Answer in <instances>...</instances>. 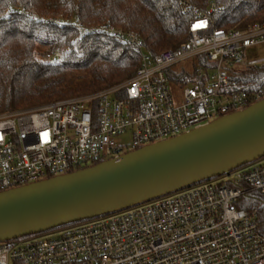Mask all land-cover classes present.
<instances>
[{
  "label": "built area",
  "instance_id": "2783aa9c",
  "mask_svg": "<svg viewBox=\"0 0 264 264\" xmlns=\"http://www.w3.org/2000/svg\"><path fill=\"white\" fill-rule=\"evenodd\" d=\"M177 3L191 17L189 41L155 56L140 37L111 23L79 27L80 40L97 33L135 46L140 66L123 84L0 114V193L93 167L264 100V87L231 91L237 69L264 63L246 59L248 49L264 44V24L227 32L192 0ZM200 57L212 67L196 65L194 80L178 84L170 70L185 61L195 65ZM184 71L194 75L195 66ZM172 83L182 88L180 102ZM225 177L231 185L203 182L64 227L57 237L1 242L0 264H264L257 213L238 207L249 193L264 197V158Z\"/></svg>",
  "mask_w": 264,
  "mask_h": 264
},
{
  "label": "trees",
  "instance_id": "16d2710c",
  "mask_svg": "<svg viewBox=\"0 0 264 264\" xmlns=\"http://www.w3.org/2000/svg\"><path fill=\"white\" fill-rule=\"evenodd\" d=\"M192 2L216 29L264 24V0ZM190 20L177 0H0V114L86 96L135 76L141 60L135 46L97 33L80 40L79 27L111 23L136 34L155 56L189 41ZM194 63V75L170 70L181 86L194 80L196 65L212 67L205 57ZM232 79V92L258 90L264 87V63L237 69ZM238 207L257 213L264 235V197L249 193Z\"/></svg>",
  "mask_w": 264,
  "mask_h": 264
},
{
  "label": "water",
  "instance_id": "95a60500",
  "mask_svg": "<svg viewBox=\"0 0 264 264\" xmlns=\"http://www.w3.org/2000/svg\"><path fill=\"white\" fill-rule=\"evenodd\" d=\"M264 158V100L93 167L0 193V243L115 214Z\"/></svg>",
  "mask_w": 264,
  "mask_h": 264
},
{
  "label": "rangeland",
  "instance_id": "374dc122",
  "mask_svg": "<svg viewBox=\"0 0 264 264\" xmlns=\"http://www.w3.org/2000/svg\"><path fill=\"white\" fill-rule=\"evenodd\" d=\"M246 59L247 61H251V60H261L264 59V44L263 45H259L253 48H250L246 51ZM194 68V65L191 61H185L182 62L180 64H178L177 66H175L173 68L174 71H181L182 69L192 72ZM170 88H171V92L173 94V97L175 99V101L180 102L181 101V96H182V88H180L178 85L176 84H170ZM263 161V160H262ZM257 163H261V160ZM254 164V163H253ZM227 178L225 176L223 177H219L216 179H213L210 181V183H212L213 185H227ZM63 230V228H58L55 229L53 231H50L48 233L42 234L40 236H37L39 238L45 239V238H52V237H57L61 231Z\"/></svg>",
  "mask_w": 264,
  "mask_h": 264
},
{
  "label": "snow or ice",
  "instance_id": "6c2138e0",
  "mask_svg": "<svg viewBox=\"0 0 264 264\" xmlns=\"http://www.w3.org/2000/svg\"><path fill=\"white\" fill-rule=\"evenodd\" d=\"M203 26V24H199V25H197V27H202Z\"/></svg>",
  "mask_w": 264,
  "mask_h": 264
}]
</instances>
